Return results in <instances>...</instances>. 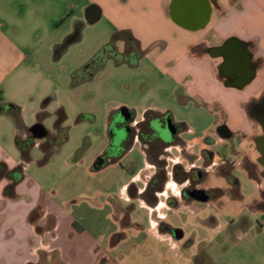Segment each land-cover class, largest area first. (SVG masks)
<instances>
[{
    "label": "rangeland",
    "instance_id": "374dc122",
    "mask_svg": "<svg viewBox=\"0 0 264 264\" xmlns=\"http://www.w3.org/2000/svg\"><path fill=\"white\" fill-rule=\"evenodd\" d=\"M49 2L52 6L50 13L42 12L41 2L38 1L36 12L34 11L36 14L31 16V21L30 18L27 19L33 25L27 31L31 29L34 35L39 30L35 40L29 42L28 46L37 47L38 50H41L45 41L66 35L71 27L72 14H66L58 23L51 22L55 15L56 1ZM83 5L85 9L87 3ZM15 13L17 15L16 11ZM25 20L26 17L22 22ZM109 31L107 21L101 20L86 26L83 29V39L71 45L66 53L53 56L51 51L46 53L41 50L37 56L28 58V63L21 61L23 69H29L20 75L18 85L8 83L5 81L7 78L3 80L8 75L0 70V97L8 105L13 104L22 110L21 118L27 128L37 123L35 115L46 100H49L46 104L49 116L41 124L48 131V141L54 133L55 111L61 107L66 114L63 124L66 140L60 149L46 165L38 167L36 161L41 159V154L37 146L33 147L30 150L33 162L24 173L42 178L50 187L45 195L60 207H65L64 201H77L79 206L69 203L66 207H72L74 215L80 217L79 223L83 229L97 237L100 246L106 248L107 259L111 262L202 264L206 260L213 264H251L254 259L253 236L259 231L258 216L247 212L245 208L244 219L235 217L231 220L228 212L217 214L204 203H193L192 206L182 204L170 209L166 212V223L184 234L181 244L172 248L166 240L156 243L146 233L150 222L149 211L138 200L123 199L121 186L131 181L133 176L149 172L146 170L140 143H135L124 152L122 147H114L112 150L109 148V132L114 135L118 132L111 128L118 122L116 120L120 110L131 114L137 122L148 110L167 114L166 119L175 126L173 136L186 142L187 151L191 155L199 157L203 151H208L212 155L213 166L209 169L208 179L200 182L199 188H223L225 181L217 175L216 168L229 159L235 164V170L231 173L238 182V189L232 191L249 197L256 194V187L240 164L243 160L240 157L242 153L233 148L235 141L232 138L222 140L218 134L222 116L219 108L202 100L204 98L200 96L201 91L191 93L186 86L174 84L168 75L165 76L156 68L154 56H145V49L142 50L143 57L135 65H117L112 58H107L92 78L73 83L77 67L94 56L93 48ZM111 36L109 43L97 51L100 52L107 46L112 48ZM230 39L239 40L236 37L227 40ZM21 53L20 56L28 55V52ZM1 115L3 117H0V121L8 120L7 124L13 126L12 117L8 113ZM182 124L187 126V130H182ZM6 129L5 122H1L0 132ZM25 138L35 144L42 141L33 140L29 134L22 136V140ZM114 142L115 137L113 146ZM9 146L17 154L13 144L10 143ZM253 150V147L248 149L250 153ZM178 151L174 147L165 152L166 171L170 156H180ZM110 155L118 158L101 170L93 169L97 159H106ZM195 164L200 167L202 162L197 161ZM142 185L143 180L140 178L137 187ZM89 187L97 192L98 197L90 201L80 199L82 193L89 195ZM43 198L42 194L40 200L43 201ZM211 218L215 225L211 224ZM243 226L251 227L250 235L241 234ZM113 240L116 243L111 244ZM262 241L264 242V235Z\"/></svg>",
    "mask_w": 264,
    "mask_h": 264
},
{
    "label": "crops",
    "instance_id": "0c3cea01",
    "mask_svg": "<svg viewBox=\"0 0 264 264\" xmlns=\"http://www.w3.org/2000/svg\"><path fill=\"white\" fill-rule=\"evenodd\" d=\"M38 1L41 2L42 12L50 13L52 11L49 0H0V70L8 75L4 76L3 80L7 78L5 81L8 83L18 85L17 80L20 75L29 69H23L21 61L28 63V58L37 56L41 50L46 53L51 51L54 56V47L62 43L74 31L77 23L82 24L80 38L71 45L77 44L83 39V29L86 26L104 20L109 24L110 31L93 48L94 56L96 52H99L97 50L109 43L108 40L114 31L129 32L138 42L140 50H146L145 56H154L156 68L165 76L168 75L174 84L186 86L191 93L201 91L200 96L204 98L200 97L202 100L215 104L219 108L222 113L220 124H224L230 133L229 137L221 139L232 138L235 141L233 148L242 153L240 157H246L250 162H254L258 138L262 130L260 123L250 116L248 105L264 94V0H215L208 23L203 29L197 31L181 28L172 21L170 18L172 0H55L56 4H53L55 15L51 22L58 23L66 14H72L71 29L69 28L63 37L56 36L48 42L45 41L41 50L28 46L29 42L35 40L39 30L34 35L31 33V29L27 31L33 27L27 19L30 18L31 21V16L36 14ZM85 3L87 5L84 9L83 4ZM88 6H94L100 12L98 20L93 24H89L85 19ZM174 11V15L180 17L179 7H175ZM24 17L26 20L22 22ZM231 37L239 39L230 40H234L236 44H243L250 54V65L255 64L254 77L244 86L240 85L251 74L249 71L240 72L237 81L229 82L226 79L227 76L220 75L219 63L223 56L221 54L208 55L205 52V49L211 50L220 47ZM113 46L118 53H122L124 50L122 41L116 42ZM21 52H26L24 54L28 52V55L20 56ZM85 64L77 67V70ZM7 104L9 103L1 99V108ZM0 117H3L1 113ZM7 121H0V123L5 122L7 128L4 132H0V162H4L11 170L19 164L20 153L14 143V123L13 126L10 124L12 130L9 131L10 126ZM135 122L137 123V121ZM10 143L15 147L17 154L11 151ZM184 143L187 154L191 155L187 151L186 142ZM35 146L38 147V144ZM251 147L254 149L252 153L248 151ZM228 161L231 164L230 174L234 177L231 172L235 170V164L231 159ZM176 163H180L186 169L189 167L180 156H170L169 173L172 165ZM145 164L149 174L142 172L141 175L133 176L131 181L121 186L122 197L125 201L130 200L127 197V187L130 184H134L138 192L142 193L152 177L153 167L146 160ZM240 164L249 180L256 187L255 195L245 197L240 194V198L235 199L231 192V186L217 172V175L225 181L224 187H209L204 190L213 192L219 189L223 191V194L218 198L207 199L205 202L194 200L183 203L180 200V188L172 180H169L163 192L158 195V204L155 208H148L137 199L141 206L150 213V222L146 229L148 236L156 243L166 240L172 248L181 244L184 234L182 233L181 239L175 240L171 234L174 228L166 223V212L175 208L169 205V199H176L180 203L177 207L182 204L192 206L193 203H204L207 208L217 214L228 212L230 220L235 217L244 219L245 212L249 211L258 216L259 227V231L253 236L254 259L251 264H264V242L262 241L264 200L261 197L264 192V176L262 175L264 169L261 166H256L251 171L254 176L252 179L249 176L250 168L242 164V160ZM27 167L25 170L29 169ZM211 167L205 171L206 179H208ZM140 178L143 180V185L137 187ZM7 183V180L0 181V264H35L40 253L56 254L62 264H119L107 259L106 248L100 246L97 237L83 229L79 223L80 217L74 215V209L66 207L69 203L79 206L77 201H64L65 207H60L45 195V191L50 190L47 183L42 178L27 173H24L22 180L15 188L18 199L7 200L2 195L3 188ZM88 189L89 195L82 193L80 199L90 201L98 197L96 191H92L91 187ZM42 194L44 211L38 221L42 233L37 234L34 226L28 223V216L40 202ZM88 203L92 206L90 202ZM197 214L200 213L197 212ZM110 216L113 218L112 214ZM212 220L214 219L212 218ZM160 224L168 226L170 231L160 232ZM138 228L141 227L138 225ZM250 231L251 227L243 226L241 234L247 236L250 235ZM202 264H213V262L204 260Z\"/></svg>",
    "mask_w": 264,
    "mask_h": 264
},
{
    "label": "trees",
    "instance_id": "16d2710c",
    "mask_svg": "<svg viewBox=\"0 0 264 264\" xmlns=\"http://www.w3.org/2000/svg\"><path fill=\"white\" fill-rule=\"evenodd\" d=\"M82 29V24L77 23L74 27V31L68 35L62 43L59 45H56L54 47V55H62L66 52L67 48L73 44L76 43L80 38V33ZM122 41L124 43V53H128L130 50H136L135 56L133 60L130 62H119L114 61L117 65L119 64H128V65H135L138 60L143 56V51L140 50L138 42L131 36V34L127 31H115L113 35L111 36L110 45H114L116 42ZM109 48L107 46L102 51L98 52L94 57H92L82 68L77 70L73 75V83H79L86 79H90L93 77V75L102 68L103 61L99 64H96L97 58L105 51V49ZM135 48V49H134ZM78 74H81L80 76ZM1 101V99H0ZM49 100H46L42 103L40 106L39 112L35 115L36 118V124L42 122L47 116H49V113L46 111V104ZM8 106L7 111H4V113H8L13 120L14 128H15V137H14V143L16 148L18 149L20 153V162L14 169H8L6 164L4 162H0V181L7 180V185L3 188L2 195L7 200L15 201L18 199V196L15 192V188L17 184L22 180L24 176V170L25 168L33 161L30 150L34 147L35 143L28 142L27 138L25 140H22V135L29 134L28 128L24 124L22 118H21V109L18 106L15 105H4ZM2 106L0 105V108ZM2 113V111H0ZM55 121L53 125L54 133L51 135V139L48 141V136L43 139L38 144V149L41 154V159L36 161V164L38 167H42L46 165L51 157L57 153V151L60 149L61 145L66 140V133L63 130V124L66 121V114L63 110V108H58L55 113ZM160 116V113L153 110L145 111L142 115V120L139 122L138 127L139 129H146L147 132V124L150 120H152L155 117ZM182 130H187V126L182 124L181 126ZM114 130V128H111ZM27 133V134H26ZM145 133V132H144ZM49 135V134H48ZM31 137V135L29 134ZM32 138V137H31ZM113 138L114 133L111 131L109 132V142L111 150L114 148L113 146ZM33 139V138H32ZM34 140V139H33ZM139 141L143 148V153L145 156L146 162L152 166L155 169V174L153 178L148 182L146 188L142 193H139L137 188L134 184H130L127 187V197L130 200H137L139 199L144 203V205L148 208H155L158 204V195L163 192L165 184L171 179L175 183H180L183 181V179L186 178V173L183 171L181 166L175 165L172 168L171 175L168 176L166 171V160H165V151L164 149L166 146L163 144V142L156 138L155 140H150L148 136H140ZM181 146H184L185 144L180 141ZM131 148V144L127 143L125 144L124 148H122V151H128ZM110 150V151H111ZM122 153V152H121ZM111 156V155H110ZM118 157L111 156L109 158L101 157L97 159L95 166L93 167L94 170L98 171L101 170L103 166H105L108 163L114 162L115 159ZM249 176L250 178L254 179V176L251 172V169ZM220 174L227 180L231 182L233 191L238 189V182L237 180L231 176L230 170L223 168L220 171ZM216 197H220L223 194V191L216 190ZM233 197L235 199H239L240 195L233 192ZM262 199L264 200V192L261 194ZM169 205L172 207L174 206V203L172 201H168ZM43 214V201L40 200L38 205L35 209L31 211V213L28 216V223L32 226H34L35 231L37 234L42 233V229L38 226V221L41 218ZM211 224L214 225V221L211 218ZM160 232L170 231L168 226L165 224L159 225ZM114 240L111 242V244H114ZM35 264H62L56 254H45L40 253L39 259L37 263Z\"/></svg>",
    "mask_w": 264,
    "mask_h": 264
},
{
    "label": "flooded vegetation",
    "instance_id": "af4514ba",
    "mask_svg": "<svg viewBox=\"0 0 264 264\" xmlns=\"http://www.w3.org/2000/svg\"><path fill=\"white\" fill-rule=\"evenodd\" d=\"M224 45H225V43L222 44L220 47H218L219 49H217V50L208 49L205 52L208 55H210V54H212V55L221 54L222 56L224 55L226 58H223L221 60V62L219 63L220 75L227 76L226 79L229 82H235L240 77L239 73L246 71V70L242 69L243 68L242 65L244 63V55L240 51L241 44H229L226 46H224ZM135 52H136V50H130L128 53H124V50H123L122 53H118L117 50L115 49V47L112 46V49H108V50L104 51L97 58L95 63L99 64L107 58H112L114 61L117 60V61L122 62V63L123 62L125 63L128 61L130 62L131 60H133V58L135 56ZM251 67L253 69L255 67V64L251 65ZM248 111L250 113V116L256 122L260 123L261 130H262L261 135L258 138V144L256 147V154H255L256 157H255L254 162H250L248 160V158H246V157H243V160H242V164L248 166L251 169V171H253V169L256 166H261L264 169V94L258 100L253 101L248 105ZM126 116H127V118L124 121L121 118L118 120V122H116L112 125L114 127V130L119 131L121 129L122 130L125 129V134H126L125 139L123 141H121L119 144H115L114 147L124 148L125 144H127V143L128 144L130 143L131 147H132L134 145V143H136V142L140 143V141H139L140 136H143V137L148 136L151 141L155 140L156 138H159L163 142V144L166 146V148L164 149L165 152L168 149H172V148L176 147L177 149H179V155L182 158V160L185 161V164H187L189 166L188 169H186L180 163H176V164L172 165L170 173L167 171L168 176H170L173 166L179 165V166H181L183 171L186 173V178L183 179L182 182H180V183L174 182L180 188V200L183 203H189V202L194 201V199H192L189 196L194 191H203L205 193V195L208 197V200L211 198L212 199L218 198V197H216V193H215L216 190H214L213 192H210V191H206V190L198 187L200 185V182H202L206 179V172H205L206 169L209 168L210 166H213L212 155L210 156L208 151H203L201 153V156L195 157L193 155L187 154L186 149H185V145L181 146L180 144H178V143H180V141L181 142H183V141L180 140L177 136H173V138L170 142H165L160 138V134H159L160 131L164 130L166 125L170 123L169 119H166L167 114H161L160 113V116L155 117L152 120H150L146 126L147 132H146V129L145 130L139 129V127H138L139 122L136 123L131 114L126 112ZM170 121H171V119H170ZM171 125L173 126V129H175V126H174L172 121H171ZM224 126H225L224 124H220L219 128L224 127ZM218 134L220 135L221 138L224 136L226 137V134L222 130H219ZM114 137H115V135H114ZM140 145H141V143H140ZM141 148L143 151L144 147L142 145H141ZM191 158H193V159H191ZM197 161L202 162V165L200 167L196 166L195 163ZM230 166H231V164L229 163V161L226 160V161L222 162L216 168L218 174L222 178H224L220 174V171L223 168L229 169ZM166 169H167V166H166ZM154 174H155V169H154V173H153L152 177L149 179V181L153 178ZM262 175L264 176V170L262 171ZM169 180H171V179H169ZM226 182L232 188L231 182H233V180H231L230 182L226 180ZM232 190H233V188H232ZM232 190H231V192H233ZM169 200L174 203L175 208L178 206V202L176 201V199H169Z\"/></svg>",
    "mask_w": 264,
    "mask_h": 264
},
{
    "label": "water",
    "instance_id": "95a60500",
    "mask_svg": "<svg viewBox=\"0 0 264 264\" xmlns=\"http://www.w3.org/2000/svg\"><path fill=\"white\" fill-rule=\"evenodd\" d=\"M215 4V0H172L171 6H170V18L172 21L180 26L181 28L197 31L200 29H203L206 24L208 23L211 13H212V6ZM175 7H179V15L180 17H176L174 15ZM100 16V12L98 9H96L94 6H90L86 13H85V19L89 24L95 23ZM229 44H236L234 40H229L225 42V45ZM223 48V47H222ZM226 48V47H225ZM112 49L111 47L105 49ZM219 48H214L211 50H217ZM240 51L244 55V63L242 65V69L249 71L251 74L244 80L240 86H244L250 80L254 77V70L252 69L250 65L251 57L249 52L245 49L244 45L241 44ZM212 55V54H210ZM223 58H226L223 55ZM8 106H4L3 108H0V111H7ZM124 121L126 116L125 110H120L117 115V120L121 119ZM224 131L226 134V137L230 136V133L226 126L220 127L218 129ZM28 133L31 135V137L34 140L41 141L45 139L48 136V131L43 127L42 124H34L33 126L28 128ZM174 133L173 126L171 123L167 124L165 129L160 131V138L165 142H170L172 140ZM125 130H120L115 132V144H119L121 141L125 139ZM225 137V136H224ZM223 137V138H224ZM192 199L198 202H205L207 201L208 197L205 195L203 191H194L189 195ZM172 237L175 240H179L182 238V232L180 230H173L172 231Z\"/></svg>",
    "mask_w": 264,
    "mask_h": 264
}]
</instances>
